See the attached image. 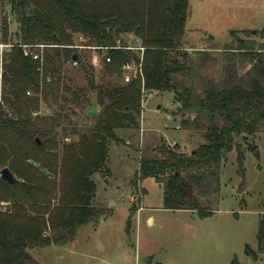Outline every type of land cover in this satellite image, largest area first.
Wrapping results in <instances>:
<instances>
[{
    "label": "trees",
    "instance_id": "1",
    "mask_svg": "<svg viewBox=\"0 0 264 264\" xmlns=\"http://www.w3.org/2000/svg\"><path fill=\"white\" fill-rule=\"evenodd\" d=\"M189 9V0H0V41L13 44L0 91V171L7 167L16 178L8 183L0 176V264H37L32 249L64 245L99 218L93 176L110 173L118 131L140 129L142 98L149 92H173L179 129L202 142L187 153L161 140L142 154L131 178L137 204L151 177L163 186L165 209L212 215L223 163L234 149L244 186L238 140L264 132V43L243 31L242 37L231 33L219 54L190 51L183 41ZM80 36L86 42H76ZM131 37L144 47L142 58L126 48ZM23 44L42 45V59L25 56ZM79 44L103 52V70L113 82L97 83ZM74 54L86 87L65 71ZM131 62L141 63L142 76L124 83L123 66ZM209 65L220 66L218 77L203 73ZM91 98L101 110L80 130L72 105L87 110ZM42 103L54 110L41 115ZM257 239L263 253L264 218ZM246 253L257 258L249 246Z\"/></svg>",
    "mask_w": 264,
    "mask_h": 264
},
{
    "label": "rangeland",
    "instance_id": "2",
    "mask_svg": "<svg viewBox=\"0 0 264 264\" xmlns=\"http://www.w3.org/2000/svg\"><path fill=\"white\" fill-rule=\"evenodd\" d=\"M189 6L183 41L190 51L208 49L219 54L220 48L231 41V33L242 37L243 31L264 43V0H189ZM9 27L14 33V20ZM76 42L86 40L78 37ZM82 50L92 65L93 60L98 62L93 66L97 83L113 82L104 73L103 52ZM65 71L77 86H87L80 68L69 64ZM219 72V65L203 70L215 77ZM174 99L173 92L143 96L140 129L119 130L121 142L110 147V173L93 176L94 205L102 214L94 223L80 227L72 241L32 249L30 254L37 264H264V252H258L257 239L260 219L264 218V132L238 140L245 168L241 189L237 151L228 153L220 193L210 205L212 215L201 217L190 210L165 209L163 186L151 177L143 181L146 194L137 204L131 178L142 154L150 153L161 140L187 153L202 142L199 136L178 128L179 119L174 120L172 115L176 109ZM72 106L78 113L73 118L78 120L80 130L87 129L101 110L96 101L87 110ZM53 110L42 103L39 113L47 115ZM133 203L136 211L127 228ZM148 216L153 221H148ZM248 246L257 252L256 259L247 255Z\"/></svg>",
    "mask_w": 264,
    "mask_h": 264
},
{
    "label": "built area",
    "instance_id": "3",
    "mask_svg": "<svg viewBox=\"0 0 264 264\" xmlns=\"http://www.w3.org/2000/svg\"><path fill=\"white\" fill-rule=\"evenodd\" d=\"M80 39L83 41L85 40L82 36H80ZM12 45L13 44L11 43H3L0 41V91L2 90V86H3V64H4L5 54L7 51L11 49ZM21 47H22L23 54L25 56H31L35 60L42 59V54L41 52H39V48H43L42 45L37 46V45L23 44L21 45ZM76 47H78L79 49H87V48L98 49L95 46L84 45V44H79ZM126 48L129 50L135 51L142 58L144 47L142 46L141 42L138 39L133 38V37L129 38L128 45L126 46ZM109 61H110V58L107 57L106 62H109ZM79 63H80L79 61L73 59L70 64L73 67H78ZM92 63L94 67L98 66V62L95 60H93ZM123 71H124L123 82L129 83L133 79L138 78L139 76H142L141 63H135V62L126 63L123 66ZM27 94L30 95V91H27ZM173 144H175V142H173ZM0 205L3 206L4 203Z\"/></svg>",
    "mask_w": 264,
    "mask_h": 264
},
{
    "label": "water",
    "instance_id": "4",
    "mask_svg": "<svg viewBox=\"0 0 264 264\" xmlns=\"http://www.w3.org/2000/svg\"><path fill=\"white\" fill-rule=\"evenodd\" d=\"M28 11H30V9H28ZM255 33V31L253 32ZM78 55L74 54L73 55V59L77 60ZM39 141V139H37ZM0 176L3 180H5L8 183H14L16 181L15 176L13 175V173L9 170V168L5 167L0 171ZM26 255H30L29 252L26 253Z\"/></svg>",
    "mask_w": 264,
    "mask_h": 264
},
{
    "label": "crops",
    "instance_id": "5",
    "mask_svg": "<svg viewBox=\"0 0 264 264\" xmlns=\"http://www.w3.org/2000/svg\"><path fill=\"white\" fill-rule=\"evenodd\" d=\"M174 120H178L176 117H174ZM179 125V124H178ZM144 209V208H143ZM143 209H142V211H143ZM147 220L148 221H150V220H152L153 221V217L152 216H148V218H147Z\"/></svg>",
    "mask_w": 264,
    "mask_h": 264
}]
</instances>
